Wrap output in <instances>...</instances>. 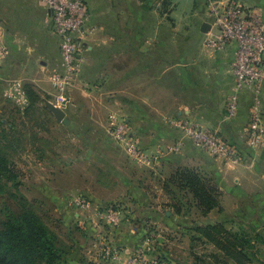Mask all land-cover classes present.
<instances>
[{
  "label": "crops",
  "instance_id": "crops-1",
  "mask_svg": "<svg viewBox=\"0 0 264 264\" xmlns=\"http://www.w3.org/2000/svg\"><path fill=\"white\" fill-rule=\"evenodd\" d=\"M219 1L226 3L231 0ZM236 1L259 13L264 21V0ZM84 2L90 11L89 24L96 26V36L80 42L81 51L88 61L75 85L67 91L69 104L80 111L81 118L84 111L91 120L96 115L101 128L104 116L102 119L99 116L102 113L107 114V110L120 113L129 127H138L137 132L144 138L152 130H140V122L150 121L153 116L190 121L217 135L238 153L237 162L223 163L210 158L183 132L174 131L164 124V157L168 154L166 151L174 147L179 153L176 157L164 158V170L191 168L212 179L222 195V211L214 210L208 218L213 216L214 221H220L216 216L224 215L226 220L236 217L241 225H249L263 233L264 146L259 150L252 149L245 134L251 118L254 90L247 88L241 92L238 111L234 117H229L228 96L234 85L232 68L236 45L230 43L222 50H213L205 45L212 36L210 32L202 33V26L213 25L208 0ZM0 18L3 27L0 47L6 50V53L0 52V111L6 119L9 118L6 106L9 101L15 102L5 96V92L13 84H19L28 108L30 102L25 86H33L41 96V102L43 96L55 98L51 77L63 73V68L60 38L50 13L37 0H0ZM215 30L212 26L211 31ZM19 108L16 120L21 122L26 118L34 121L35 115L27 117ZM261 111L264 119V88ZM119 166L116 164L115 167ZM110 169L115 168L110 165ZM170 176L164 180L163 188ZM111 181L107 174L98 179L103 184ZM129 191L110 199L122 197L125 200L126 195L135 198L138 195L143 201L149 199L141 195L140 189ZM94 195L86 196L97 199ZM163 200L166 209V218L162 219L163 223L165 220L164 230L174 233L171 217L174 215L173 220L179 222L180 216L174 211L172 216L168 215L171 208L168 206L173 202L165 188ZM152 208L155 212L161 209L160 205ZM131 213H135L133 208L128 215ZM192 213L197 214L195 210ZM122 229H117L114 244L133 252L136 248L131 246H135V241L119 242L117 239ZM95 264H100V261ZM141 264L156 263L142 259Z\"/></svg>",
  "mask_w": 264,
  "mask_h": 264
},
{
  "label": "rangeland",
  "instance_id": "rangeland-1",
  "mask_svg": "<svg viewBox=\"0 0 264 264\" xmlns=\"http://www.w3.org/2000/svg\"><path fill=\"white\" fill-rule=\"evenodd\" d=\"M87 30L84 40L89 36H96V26L93 24L88 22ZM87 61L86 58V63ZM53 98L52 95L43 96V101L34 114V121L25 117V121L16 120L19 113L17 108L20 107L19 109L24 112L26 107L23 108L11 101L6 106L9 118L6 117L3 122L14 125L17 132V137L14 138L17 149L10 153L22 175L18 190L12 188L0 196V228L2 223L23 212L21 199H25V205L41 217L49 231L56 237L58 246L63 250L64 257L68 259V264L90 262L95 264L100 258V253L93 244L99 239L113 243L117 229L121 228L123 229L117 236L118 241H135V246L132 243L131 247L136 248L133 250L135 253L142 249L140 254L143 260L149 259L156 264H197V258L206 257L215 252V249L211 245L197 244L191 240L192 234L187 227H191L194 220L203 223L224 222L229 226L236 224L235 228H238L240 219L234 217L226 220L224 215L223 218L220 217L221 219L220 215L216 216V220L220 221H214L213 216L199 218L196 213H192L191 216L183 213L178 214L180 218L177 222L173 220V214H177L176 210L170 208L169 216L173 215L171 225L175 231L169 233L164 230L165 220L163 223L162 219L166 216L163 184L167 176L177 172V169L164 170V158L176 157L179 154L174 147L172 150H167L168 154L164 157V124L174 131L177 130L170 125L171 118L164 120V116H153L150 121L140 122V130L146 128L152 130V133H148L144 138L137 132L138 127H129L120 113L107 110V114H104L99 111L102 113L100 119L104 116L103 128L100 127L96 115L91 120V116H87V111H84V117L81 118L80 111L71 106L67 98L66 104L60 108L73 122L68 126L58 125L44 102ZM153 108L155 109L156 106L154 105ZM162 108L164 109V104ZM112 116L126 121L128 135L149 157L148 165L140 166L133 161L127 154L125 143L117 142L113 138ZM195 125L204 129L198 124ZM201 150L216 160V157L206 149ZM116 164L120 165L119 168L115 167ZM110 165L115 169H110ZM170 171L173 173L169 174ZM106 174L112 179L111 183L98 182V179L104 178ZM136 188L141 190V195H146L149 199L143 201L138 195V199L126 195L127 201L122 197L117 200L110 199L111 196L119 193L123 195ZM88 194L97 195L98 200L87 197ZM14 195L17 197H13ZM118 204L122 205L121 208H125V217L121 223L109 224L97 215L96 210H100L99 205L106 208ZM156 205H160L159 212L152 210ZM131 208L135 213L128 215ZM250 228L249 225L245 227V229Z\"/></svg>",
  "mask_w": 264,
  "mask_h": 264
},
{
  "label": "built area",
  "instance_id": "built-area-1",
  "mask_svg": "<svg viewBox=\"0 0 264 264\" xmlns=\"http://www.w3.org/2000/svg\"><path fill=\"white\" fill-rule=\"evenodd\" d=\"M50 13L56 34L60 38L63 73L54 74L51 84L56 91L51 100L61 107L67 102V91L75 85L86 57L81 52L80 42L87 36V25L90 11L84 0H37ZM210 14L213 17L215 32L210 30L211 38L205 45L213 50H222L228 44L236 45V58L233 64L234 85L228 96V115L234 117L238 111V99L241 92L247 88L254 90V101L251 107V118L245 128L248 146L259 150L264 146V119L261 111L262 89L264 88V21L262 16L246 8L236 0L222 2L208 0ZM2 25L0 24V32ZM1 37V36H0ZM2 53H6L2 48ZM5 96L15 103L26 107V98L19 84H13L5 92ZM114 130L113 138L125 143L127 154L140 166L150 163L149 157L130 139L126 121L112 116ZM177 130L197 146L206 149L216 159L225 162H237L238 153L222 142L216 135L201 127L184 120H170ZM100 206L97 215L109 224H119L125 217V208L118 204L114 207ZM93 247L100 253V264H141L140 254L122 250L114 242L99 241ZM123 252H125L123 254ZM125 256V257H124Z\"/></svg>",
  "mask_w": 264,
  "mask_h": 264
},
{
  "label": "trees",
  "instance_id": "trees-1",
  "mask_svg": "<svg viewBox=\"0 0 264 264\" xmlns=\"http://www.w3.org/2000/svg\"><path fill=\"white\" fill-rule=\"evenodd\" d=\"M25 91L30 104L24 113L29 117L38 110L41 96L31 85H26ZM4 119L0 113V196L12 188L18 190L22 175L10 153L17 149L14 144L17 132ZM164 188L173 202L168 207L174 208L177 214L184 212L191 216L195 210L199 218H207L214 210L222 211L219 188L195 169L178 170ZM24 202L22 198L23 212L2 223L0 228V264H68L56 237ZM245 227L239 224L236 229L235 225L224 222L194 220L187 227L191 240L215 249L208 256L197 258V264H264V232Z\"/></svg>",
  "mask_w": 264,
  "mask_h": 264
},
{
  "label": "water",
  "instance_id": "water-1",
  "mask_svg": "<svg viewBox=\"0 0 264 264\" xmlns=\"http://www.w3.org/2000/svg\"><path fill=\"white\" fill-rule=\"evenodd\" d=\"M210 30L211 26L209 24H203L201 29L202 33L207 34L210 32ZM44 102L46 108L53 114L58 124H64L68 126L71 123V120L67 117V114L64 110H62L60 107L56 106L49 100H45ZM168 215H170V212L168 213Z\"/></svg>",
  "mask_w": 264,
  "mask_h": 264
}]
</instances>
